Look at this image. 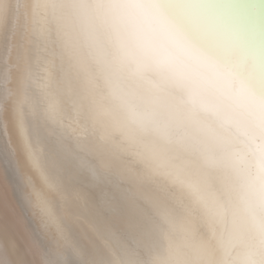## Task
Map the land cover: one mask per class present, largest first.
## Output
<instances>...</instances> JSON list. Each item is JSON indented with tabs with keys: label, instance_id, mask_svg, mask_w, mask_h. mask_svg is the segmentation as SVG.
<instances>
[{
	"label": "bare ground",
	"instance_id": "6f19581e",
	"mask_svg": "<svg viewBox=\"0 0 264 264\" xmlns=\"http://www.w3.org/2000/svg\"><path fill=\"white\" fill-rule=\"evenodd\" d=\"M0 264H264V0H0Z\"/></svg>",
	"mask_w": 264,
	"mask_h": 264
}]
</instances>
